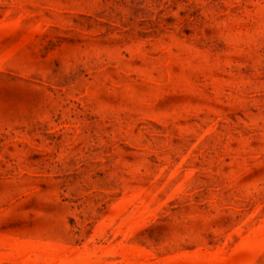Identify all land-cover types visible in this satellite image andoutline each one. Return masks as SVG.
I'll use <instances>...</instances> for the list:
<instances>
[{"label": "rangeland", "instance_id": "374dc122", "mask_svg": "<svg viewBox=\"0 0 264 264\" xmlns=\"http://www.w3.org/2000/svg\"><path fill=\"white\" fill-rule=\"evenodd\" d=\"M0 264H264V0H0Z\"/></svg>", "mask_w": 264, "mask_h": 264}]
</instances>
